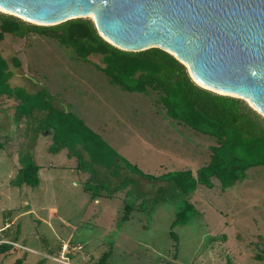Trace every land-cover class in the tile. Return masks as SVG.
I'll list each match as a JSON object with an SVG mask.
<instances>
[{
  "label": "rangeland",
  "instance_id": "1",
  "mask_svg": "<svg viewBox=\"0 0 264 264\" xmlns=\"http://www.w3.org/2000/svg\"><path fill=\"white\" fill-rule=\"evenodd\" d=\"M0 51L12 75L11 96H0V229L19 245L0 264H93L104 252L106 264H264V166L224 190L212 178L185 191L174 172L195 179L214 136L48 35L7 34ZM30 163L40 167L33 188L18 180ZM186 203V222L173 225Z\"/></svg>",
  "mask_w": 264,
  "mask_h": 264
},
{
  "label": "water",
  "instance_id": "2",
  "mask_svg": "<svg viewBox=\"0 0 264 264\" xmlns=\"http://www.w3.org/2000/svg\"><path fill=\"white\" fill-rule=\"evenodd\" d=\"M0 9L39 26L90 18L112 46L159 48L196 85L264 118V0H0Z\"/></svg>",
  "mask_w": 264,
  "mask_h": 264
},
{
  "label": "trees",
  "instance_id": "3",
  "mask_svg": "<svg viewBox=\"0 0 264 264\" xmlns=\"http://www.w3.org/2000/svg\"><path fill=\"white\" fill-rule=\"evenodd\" d=\"M7 34L21 40L30 34L48 35L72 48L76 59L89 61L90 57H96L100 64L96 66L112 84L125 91L147 93L153 107L163 109L170 120L214 136L217 145L211 147L210 160L196 172L195 179L188 170L174 172L178 185L183 177L189 180L182 184L185 191H193L198 184L211 188L212 178L217 179L224 190L241 180L249 168L264 166V118L241 99L219 95L196 85L186 67L167 52L159 48L140 52L120 50L98 35L89 18L39 26L0 12V46ZM19 64L17 57L11 59L13 67L18 68ZM8 68L0 51V96H11L7 84L12 75ZM38 171L39 167L33 163L20 168L19 184L36 187ZM92 199H95L94 195ZM123 208L125 215L122 218L127 219L132 209L128 205ZM192 208L186 203L177 213L173 225L185 223L187 212ZM11 248L9 244H1L0 256H5ZM108 255L104 252L93 264H106ZM22 262L23 259L18 258L13 264Z\"/></svg>",
  "mask_w": 264,
  "mask_h": 264
},
{
  "label": "built area",
  "instance_id": "4",
  "mask_svg": "<svg viewBox=\"0 0 264 264\" xmlns=\"http://www.w3.org/2000/svg\"><path fill=\"white\" fill-rule=\"evenodd\" d=\"M5 227H7V225L4 226V227H2V228L0 229V245H1V244H9V245H11V246H13V247L18 248L19 245H17L15 242H13V241H9V240H5L4 238H2V236H1V232L3 231V229H4Z\"/></svg>",
  "mask_w": 264,
  "mask_h": 264
},
{
  "label": "crops",
  "instance_id": "5",
  "mask_svg": "<svg viewBox=\"0 0 264 264\" xmlns=\"http://www.w3.org/2000/svg\"><path fill=\"white\" fill-rule=\"evenodd\" d=\"M19 121H21V119L19 120ZM39 167V166H38ZM39 171H40V167H39ZM39 171H38V173H39ZM39 178V177H38ZM50 213H51V215H55V210H51L50 211ZM67 244L64 242V243H62V246H66ZM61 252V251H60Z\"/></svg>",
  "mask_w": 264,
  "mask_h": 264
},
{
  "label": "bare ground",
  "instance_id": "6",
  "mask_svg": "<svg viewBox=\"0 0 264 264\" xmlns=\"http://www.w3.org/2000/svg\"><path fill=\"white\" fill-rule=\"evenodd\" d=\"M0 11H1V12H3V10H2V9H0Z\"/></svg>",
  "mask_w": 264,
  "mask_h": 264
}]
</instances>
